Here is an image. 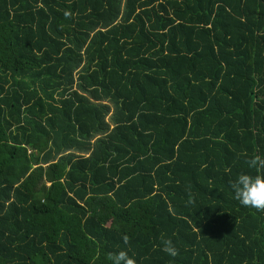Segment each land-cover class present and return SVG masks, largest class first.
I'll return each instance as SVG.
<instances>
[{
	"label": "trees",
	"instance_id": "trees-1",
	"mask_svg": "<svg viewBox=\"0 0 264 264\" xmlns=\"http://www.w3.org/2000/svg\"><path fill=\"white\" fill-rule=\"evenodd\" d=\"M256 155L264 0H0V264H264Z\"/></svg>",
	"mask_w": 264,
	"mask_h": 264
},
{
	"label": "clouds",
	"instance_id": "clouds-1",
	"mask_svg": "<svg viewBox=\"0 0 264 264\" xmlns=\"http://www.w3.org/2000/svg\"><path fill=\"white\" fill-rule=\"evenodd\" d=\"M71 15L66 12V18ZM250 169H255L258 173H264V158L259 155L252 157L246 161ZM231 189L234 194V199L249 209L252 215L264 214V175H250L241 173L231 182ZM187 205H195V197L190 188H186ZM124 242L128 243L129 238L123 237ZM161 250L168 256L175 258L179 255V250L174 245L171 239L161 237ZM108 259L111 264H136V261L129 257L127 252L120 251L118 253H110Z\"/></svg>",
	"mask_w": 264,
	"mask_h": 264
}]
</instances>
